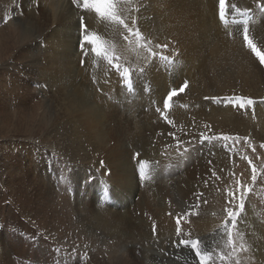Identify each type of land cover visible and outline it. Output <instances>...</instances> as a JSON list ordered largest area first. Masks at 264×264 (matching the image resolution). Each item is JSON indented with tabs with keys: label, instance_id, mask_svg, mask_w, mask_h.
<instances>
[{
	"label": "bare ground",
	"instance_id": "1",
	"mask_svg": "<svg viewBox=\"0 0 264 264\" xmlns=\"http://www.w3.org/2000/svg\"><path fill=\"white\" fill-rule=\"evenodd\" d=\"M22 1L28 6L26 17L14 14L13 19L0 28V81L7 75L11 79L20 78L24 70L29 69L27 76H36L37 79L33 84L44 83L47 87V91L43 86L26 89L28 100L40 95V99L28 105L33 127L29 128L26 137L35 140L32 143L38 146L37 152L45 154V159L52 160L53 153L68 163L62 165V169H65L64 174L72 172L75 182L83 178V185L95 183L97 191L112 188V199L116 201L115 209L109 207L111 204L102 208L95 206L100 200L96 196L95 205L87 209L79 202H67L69 196L60 197L48 176H43L44 181L36 175L28 187H41L37 192L40 199L36 201L43 206L41 212L55 207L52 214H56L67 199L65 203L68 204L62 206L68 221L74 222L80 214H77L78 210L83 211L93 223L94 232L99 229L116 238L119 246L112 248V245L113 250H106L103 256L112 264H123V260L131 264H181L161 253L179 251L174 244L180 238L196 239L184 237L182 224L181 236L177 237L176 219L173 221L175 216L172 218L174 208L186 207L193 191L236 190L241 162L236 152L229 151L230 148H235L234 142L239 135L252 138L259 129L264 136V110L260 102H264V66L243 38V30L247 27L249 39L264 54V14L253 11H258L259 3L264 6V0H225L227 22L220 18L219 0H120L116 15L130 25L135 20L133 31H138L139 36L129 34L107 15L102 17L83 7L73 8L70 0H39L42 7L39 14L30 3L35 0ZM7 4L4 3L3 11L11 10ZM3 13L0 11V21ZM81 16L89 25V34L100 37L103 46L100 56L91 51V46H86L87 55L79 49ZM247 16L253 18L250 23H234ZM157 45H167V48H158ZM19 62L23 63L22 66ZM117 64L119 71L115 67ZM9 66L11 69L6 70ZM185 80L188 82L185 92L174 98L165 111L164 95ZM230 96L251 98L254 103L240 109L225 106L223 99L219 103L205 99ZM157 106L161 109L159 112ZM169 133H173L176 139ZM201 133L210 137L227 135L232 139H212L201 145ZM13 138L11 140H15ZM177 140L182 142L179 146ZM135 152L140 153L139 157L133 158ZM58 162L54 163L52 172L60 168ZM141 166L143 173L149 174L143 179L137 171ZM245 167L248 172L249 166ZM139 188L147 190L140 199V215L122 214L129 207L132 209ZM26 195L23 201L26 200L28 207L32 208L36 204L31 201L33 195L31 199ZM239 200V196L231 200L233 206L230 205L226 212L216 213L217 216L210 213L196 220L194 229L208 239L204 254L214 247L210 240L221 234L228 210L236 211ZM247 202H243L242 210L236 211L241 225L235 228L245 231L248 227L250 230L247 241L250 247H254L253 257L244 248L246 241L239 234L234 262L264 264L261 260L264 259V233L260 230L256 212H252V205ZM27 205H23L24 210ZM38 220L44 224V219ZM87 224L86 230L93 232ZM153 226L157 227L155 233ZM72 230L76 233L75 226ZM135 231L139 232L143 244L140 258L136 256L138 253L134 254L138 251L132 241L136 240ZM225 240L226 236L218 239L217 250L211 254L216 261L223 253L219 249ZM126 254L130 256L125 258ZM158 258H161L160 262Z\"/></svg>",
	"mask_w": 264,
	"mask_h": 264
},
{
	"label": "rangeland",
	"instance_id": "2",
	"mask_svg": "<svg viewBox=\"0 0 264 264\" xmlns=\"http://www.w3.org/2000/svg\"><path fill=\"white\" fill-rule=\"evenodd\" d=\"M38 1L39 0H35L34 2H30V3L34 4L37 13L38 12L40 13L42 11V7L39 3L40 1L39 2ZM0 2L3 3V4L0 3V6H1L0 11H2V13L4 12L3 14H5L6 12L8 13V14L6 13L7 15L5 16L2 14L3 18H1V21H0L1 22L0 28H3L10 19H13L14 14L18 15V16L16 15V17L20 16V18L22 17L24 18L26 17L28 13L27 11H29L27 8L28 6L24 4L23 3L24 1L22 0H8V1L0 0ZM80 2H82V0H80ZM117 2L121 4L120 0H113L114 11L116 10L118 11L117 9L118 7H116ZM4 3L5 4L8 3L7 5H10V8H11L10 11H3V9L5 10V8L3 7ZM70 3H71V0H70ZM259 4L260 5H258V11L257 10H253V11L256 14L258 13L264 14V9H263L264 6H262L261 3ZM71 6L76 7L72 3H71ZM12 9H14L15 11H12ZM11 11L12 13H10ZM18 50L19 49H17L16 51ZM19 63H20V66H22L21 65L22 62H19ZM10 64H11V61H10ZM2 67L5 68V63L2 64ZM10 69H11L10 66L6 67V70H10ZM29 73H30L29 69H25L24 72L21 74L22 76L20 78L11 79L7 75L6 77L1 78V81H0L4 84V86L3 85L1 86V83H0V97H1L0 98V264H104V263L112 264L109 262V260H107L103 256L105 255L106 250L111 251V249L115 248L116 245L119 246L116 238L112 237L113 238L112 239L110 235L103 233L99 229L98 231L94 232L93 223L91 222V220H89L90 218L88 217V215H87L88 218L85 217V213L83 211L78 210L77 214L79 213L80 214L75 217L74 222L68 221V218L66 217V214H65V208L63 207L68 204V203L67 204L65 203L67 199H68L67 202H70V200L72 202L73 201L77 202V204L79 202V205L81 206L83 205V207L85 208H87L88 206L89 207L94 206L95 197L99 196L100 200L99 202L97 201L98 203L95 206L107 208V206L111 204L109 207H112L115 209L116 201L112 199L113 190H111L112 188L110 187L111 189H102L100 191H97L95 183H93L91 186H88L87 184L83 185L84 183L83 178L75 182V180H73L74 177H73L72 172L69 171L68 173L64 174L65 169H62L64 165L68 163L65 164V162L62 159H59L53 153H52L53 161L51 159L49 160L45 159V154H40L39 152H37L38 146L32 143V142H35V140L27 139L26 136H29L28 135V132L30 130L29 128L33 127V124H32L33 121L28 116L29 115L28 105L29 103L35 102L36 100L40 99V95H38V97L37 95H34L35 97L33 99H31L30 97V99L28 100L27 95H26L27 94L26 89H29V87L34 89V87L43 86L44 90L47 91L46 90L47 87L44 83L33 84V82L37 80L36 76L29 77L27 76ZM127 79H128V76L125 77V81ZM36 84L38 85L36 86ZM122 84H123V81H122ZM6 86H9V88L8 87L6 88ZM260 102L264 110L263 100H261ZM18 108L20 109L22 108L23 110L22 109L20 110ZM16 113H18L19 115ZM5 120L6 121L8 120V121L6 122ZM255 128L258 129L259 127L257 126ZM254 133H257V134H255V136L253 134L252 138H246V136L239 135L237 137V141L234 142L235 150L233 148H230L229 150V151H232V153L236 152V155L240 159V162H241L240 170L237 173V178L235 181L238 187L236 190L230 189V191L227 190L226 192L225 191L222 192V190L220 191L219 190L193 191L192 192L193 196H191L192 198L185 205L186 207H184V205L180 207L179 206L177 207L176 205H174V207L175 206L176 207L174 208L173 212L177 214L174 215L175 213H173L172 214L173 216L172 215L171 216L172 218H174L175 216L173 221L177 219L176 217L178 215L181 216L179 217L181 220L180 224H182L185 230L184 237L185 238L195 237L196 239H199V240L204 239V240H201L203 241L204 245L202 243L199 246L202 251V254H204V252L206 251L205 246L207 245L206 241L208 239L206 240L203 237L205 235H203L202 233H200L199 235L196 229H194L195 226H197L196 220L202 217H206L207 215L209 216L210 213H215V216H217L218 214L216 213L226 212L227 208H230L229 207L230 205L233 206V204L232 203L230 204L229 201L236 200L238 196L240 197V200H242L243 202L248 201L247 204H249V206L250 204L252 206L254 204L253 207L251 206V210L254 214L256 212L255 215L258 218L257 222L260 225V230L262 231V233H264V147H262V145H264V136L262 135V133H260L259 129L255 130ZM6 134H10V136ZM37 135H34V138L37 137ZM11 137L12 138L15 137L13 138L15 140H11ZM134 157H136V154H133V158ZM35 160H36V163H35ZM249 161H251V164L249 163ZM56 162L60 164V168L58 170L54 169L52 172L53 165ZM246 165L249 166L248 172L246 171L247 169L245 167ZM253 166H255L256 168L255 175L257 179L255 182L253 180L251 181L252 176H253V172H252ZM29 173H32V174H29ZM36 175L39 177H42L43 180H44V177L48 176L51 186L54 188L55 192L60 197L62 196L70 197V198L68 197L65 200V202L64 201L62 202L64 206H62L61 204V209L58 207L59 208L58 213L52 214V212H54L53 209H55V207L51 208L49 204L47 205L45 203L46 201H42L44 203L43 205L46 204L45 206L50 207L51 209L48 210V212H44V213L43 211L41 212V210L43 209V206L40 203L36 202L40 199L38 196L39 194L37 192L39 189H41V187H38V188L28 187V183L33 181ZM245 181H248V183ZM240 185H242L243 187H240ZM80 187H83L84 189H81ZM138 191L139 192L137 193V196L134 197V203L136 204L133 203L131 205L132 209H130L129 207V209H127L125 212H122V214H125L127 212V214H130L132 217H136L140 213L142 193H145L147 190L145 188H141V189L139 188ZM230 192L235 194V199H233V197L229 195ZM241 193H243L242 196H241ZM25 195L26 197H29L30 199L32 197L31 195H33V198L31 201L33 204L36 203L33 206L35 207L37 206V209L33 206H32L33 209L31 207H28L27 203L25 202L26 200L23 201V199H25ZM109 198H110V201H109ZM57 199L59 200L58 202H60V199L59 198ZM165 200L167 201V199ZM240 200H239V203L241 202ZM23 205H27L28 210L27 209L24 210L25 208H23ZM35 209L36 211L33 213ZM237 209H239V207H237L235 210L237 211ZM115 211L118 213H121L120 211H117V210ZM142 214H144V212ZM44 215L45 217H48V218H44L43 217ZM186 218H188V220ZM38 219H41V220L44 219L45 220V221L43 220L44 224L42 225ZM79 219H82L81 221L83 223L80 222ZM238 220H239V217L237 216L236 223L233 226V224L231 225L229 224L231 220L228 217L226 220V223L225 222L223 223V226H224L223 231H222L223 233L221 232V234H219L218 237L215 236L213 237L212 241L210 240V243H213L214 247L207 253L208 255L207 264H237L236 262H234V258L235 256H237V253H236L237 247H238L237 236L239 234H241L242 238L246 241V245L244 248H246V250L249 251V253L253 257L254 247H250L247 241V238L250 237L248 235L250 230L248 229V227H246L245 231L244 229L239 230L238 228H235L237 225H241L238 222ZM192 221L193 222L195 221L196 223L195 222L193 223ZM85 222L86 224L88 223L87 224L88 227H92L93 232H89L90 230H86L87 228H85L86 226ZM72 225L75 226L76 233L78 234H76L72 230L73 228ZM190 226L192 227V229ZM188 227L190 230L187 229ZM156 228L157 227H155V229ZM91 236H93V238ZM224 236H226V240L223 246L219 249V250H222L223 253H221L222 255L220 254L219 259H217L218 261H216L214 260V255H211V254L212 252L217 250L216 248L218 247L220 243V242H217L218 239L223 238ZM230 237H231V242H230ZM109 238H110V241H109ZM81 239L82 240L85 239V241L82 243L83 247H81L82 246ZM135 239L136 240L132 239V241L135 242V248L138 251L137 252L135 251L134 254L136 255L138 253L139 255L137 254L136 256L140 258L142 256L143 244L141 242L142 239L139 236V232L137 231H135ZM196 239H191V240H196ZM94 242H96L97 244ZM99 242L100 243L102 242V243L100 244ZM88 243L89 245L87 246ZM93 243L96 245H94ZM133 243H132V248L134 247ZM107 245H108L107 247L108 249L106 248ZM103 246H105L106 249L103 248ZM181 247L180 248L176 247V249H178L179 251H171L170 253L169 252L165 253L163 251L161 253L165 254V258H171V260L172 259L174 261L176 260V262H179L181 264H191V263L199 264V259L195 256V253L191 249L190 245L181 246ZM129 256H130L129 254H126L125 258ZM256 258L260 259L258 256H256ZM128 259L131 261L130 258ZM158 259H159L158 261L160 262L161 258H158ZM261 260L264 261V259H261ZM123 262H124L123 264L132 263V262L130 263L125 260H123Z\"/></svg>",
	"mask_w": 264,
	"mask_h": 264
},
{
	"label": "snow or ice",
	"instance_id": "3",
	"mask_svg": "<svg viewBox=\"0 0 264 264\" xmlns=\"http://www.w3.org/2000/svg\"><path fill=\"white\" fill-rule=\"evenodd\" d=\"M71 3L73 5H75L77 8L83 7L84 10H94L95 13H97L100 16H105L107 15L110 19L117 21L120 25H122L125 29H127L128 33L131 35H136L139 36L140 33L138 31H133L134 27H135V20H133L131 22V25L126 23L124 19L120 18L119 16L116 15L114 9H113V0H82V4L80 2V0H71ZM219 4H220V18L223 19L225 16V0H219ZM80 39H79V49L80 51L84 54L87 55L86 52V46H91V51L97 55L100 56L102 51H103V46L100 43V37L98 35H90L89 34V25L87 24L84 16L80 17ZM244 41L246 46L256 55V57L258 58L260 64L262 66H264V54H262L258 49L257 46L253 43V41L251 39H249L248 36V28L245 27L244 28ZM127 38V37H126ZM148 43L150 44L151 41H148ZM158 48H162V49H166L167 45H157ZM152 55H156V53L152 52ZM115 59V58H113ZM84 61H81V64L83 66ZM111 63V61H110ZM116 70L119 71V65L117 64L116 66ZM127 71V70H126ZM188 87V82L187 80L184 81V83L179 86L178 88H171L167 91V93L164 95L163 97V109L165 111H167L170 107V102L173 101L174 98L180 96L181 93L185 92V89ZM206 100H215L217 103L221 102L222 99L225 102V106L227 105H232L233 107H238L240 109H245L247 106H250L254 103V101L251 98H244L241 96H230V97H224V98H220V97H205ZM161 109L159 106L156 107V111L159 112ZM165 119H167L165 117ZM169 123H172L171 121H169ZM169 135H172L174 139H176L175 135L173 133H169ZM212 139H223L225 141L232 139V137L224 135L221 137H215V136H208L205 135L204 133L200 134V144L203 145L206 141H210ZM182 143L181 141L177 140V145L179 146V144ZM262 147H264V145H262ZM140 153L137 152L136 153V157H139ZM134 157V158H136ZM209 163H211V161H209ZM249 163L251 164V161H249ZM101 164H103V161H101ZM252 172H253V176H252V180L255 182L257 177L255 175L256 173V168L255 166L252 167ZM140 176L141 179H143V166H141V171H140ZM239 183V182H238ZM240 187H243L242 185H240ZM229 195H231L233 197V199H235V194L234 193H230ZM243 195V193H241V196ZM229 203H231V201H229ZM198 207V205H197ZM238 207L242 210L244 207L243 201L241 200V202L239 203ZM237 216L238 213L236 211H232V210H228V217L231 220L233 226L236 223L237 220ZM176 235L177 237L181 236V226H180V217L177 216L176 219ZM153 232L155 233V226H153ZM230 235V234H229ZM230 242H231V237H230ZM203 243V241L196 239V240H186L183 238H180L177 244H174L175 247L179 248L181 246H191V249L194 251L195 256L199 259V264H207L208 261V255L207 254H202V251L200 249V245Z\"/></svg>",
	"mask_w": 264,
	"mask_h": 264
}]
</instances>
